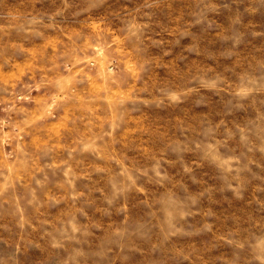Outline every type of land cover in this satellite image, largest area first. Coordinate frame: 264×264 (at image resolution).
I'll use <instances>...</instances> for the list:
<instances>
[{
	"label": "rangeland",
	"instance_id": "1",
	"mask_svg": "<svg viewBox=\"0 0 264 264\" xmlns=\"http://www.w3.org/2000/svg\"><path fill=\"white\" fill-rule=\"evenodd\" d=\"M0 264H264V0H0Z\"/></svg>",
	"mask_w": 264,
	"mask_h": 264
}]
</instances>
